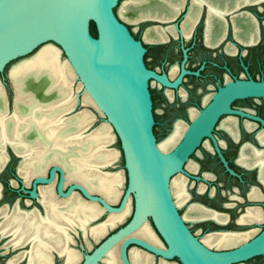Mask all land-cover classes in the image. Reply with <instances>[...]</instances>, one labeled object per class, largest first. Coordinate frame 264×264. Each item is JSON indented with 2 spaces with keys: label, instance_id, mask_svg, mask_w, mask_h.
Returning <instances> with one entry per match:
<instances>
[{
  "label": "water",
  "instance_id": "water-1",
  "mask_svg": "<svg viewBox=\"0 0 264 264\" xmlns=\"http://www.w3.org/2000/svg\"><path fill=\"white\" fill-rule=\"evenodd\" d=\"M117 1L0 0V72L11 60L34 50L36 53L48 41L56 43L82 89L88 92L118 137L127 172V183L118 205L107 202L101 195L89 192L76 182L70 183L64 191L63 170L57 165L50 168L49 177H35L30 196H37V184L51 183L55 173L59 172L56 191L61 197L66 198L76 192L87 201L97 202L106 213H118L124 209L128 199L133 200L131 218L107 234L88 253L82 254L79 264H101L117 244L121 264H132L129 259L131 246L146 251L159 261L176 258L181 264H239L264 255V224L256 235L236 246L214 249L204 244L189 230L179 214L169 185L173 174L184 172L183 163L203 137H210L214 141L211 130L217 118L223 113L237 112L229 106L232 100L264 96V80H235L219 88L190 122L172 150L163 153L153 134L149 80L156 79L174 87L181 75L169 82L164 75H158L145 66V48L121 19L119 9H114ZM191 1L183 0L171 19L147 17L137 23L167 22L177 18L184 9L186 12L182 16L186 18ZM155 2L163 5L159 0ZM249 4L242 3L230 11ZM90 22L94 24L96 36L90 32ZM12 66L6 75L13 92L11 100L0 79L8 114L13 110L15 95L10 78ZM184 72L182 70L181 74ZM8 149L20 157L18 167L21 163V155L14 151L10 143H6V160L0 165V172L10 158ZM21 189L25 191L23 186ZM18 203L16 200L13 206ZM38 203L41 209L34 208L44 214L43 205L40 201ZM4 206L9 207L7 204ZM149 222L159 234L161 245L152 244L135 234L143 224Z\"/></svg>",
  "mask_w": 264,
  "mask_h": 264
},
{
  "label": "bare ground",
  "instance_id": "bare-ground-1",
  "mask_svg": "<svg viewBox=\"0 0 264 264\" xmlns=\"http://www.w3.org/2000/svg\"><path fill=\"white\" fill-rule=\"evenodd\" d=\"M159 1L163 5L159 6L155 0H127L119 7V15L129 22H138L147 17L171 19L183 3V0ZM209 1L223 4V9L229 7L233 1L236 5L240 1L249 2V0ZM203 2L204 0H193L186 15L185 26L191 24L190 28L193 27L199 5ZM223 11L216 5H209L207 37L208 34L216 33V24L219 22L216 21V17ZM145 36L147 40L162 38L156 29L148 30ZM56 47L52 43H47L32 56L12 66L10 78L15 95L11 114L7 113L5 92L0 84V165L6 160L5 144L10 143L17 154L25 157L23 160L21 155L23 161L21 160L19 170L26 180L57 162L63 170V186L72 182L79 183L89 192L97 193L107 202L115 204L122 193L124 176L122 171L103 170L104 167L114 164L118 158V151L108 148L113 140L111 126L108 123L109 126L101 124L92 129L91 133L86 132L94 122V113L86 108L73 112L78 104V90L82 85L78 82L79 85L74 90L73 80L76 75L69 62L60 59L59 48ZM82 93L81 104L92 106L100 112L88 92L83 90ZM183 130L182 124L176 123L173 132L158 142L159 149L163 153L170 151ZM170 183L174 203L180 207L186 199L185 181L181 177H174ZM41 195L40 202L44 214H40L37 209L36 213L32 210H19L18 205L0 208L2 217L0 235L11 236L8 244L12 248L29 245L28 250L25 249L11 258L9 260L11 263L27 256L26 264H54L53 253H57L64 255V264H77L81 259L80 253L68 246L73 241L70 235V231H75L73 227L80 228L85 234L86 225L91 226L89 234L93 240L98 241L110 228L123 221L132 207L131 199H128L122 211L108 213L106 220L90 225L91 221L104 212V208L97 202L87 201L76 192L66 199L59 200L49 187L41 188ZM11 209L13 210L10 211ZM188 210L194 219L213 218L224 221L222 216L197 206H191ZM189 211L183 216L186 220L193 219ZM260 214L255 210H248L240 221L260 222L263 220ZM255 232L253 230L246 233L207 235L203 237V241L208 246H216L215 248L232 247L246 241ZM135 234L152 244H162L148 223L143 224ZM117 252L118 244L106 254L101 264H121ZM146 254L132 251L129 259L134 264H149ZM160 262L175 264L164 260Z\"/></svg>",
  "mask_w": 264,
  "mask_h": 264
},
{
  "label": "flooded vegetation",
  "instance_id": "flooded-vegetation-1",
  "mask_svg": "<svg viewBox=\"0 0 264 264\" xmlns=\"http://www.w3.org/2000/svg\"><path fill=\"white\" fill-rule=\"evenodd\" d=\"M192 2L193 0L191 4ZM233 2L223 9L224 5L219 2L204 0L203 6L201 7L202 3L199 5L194 18L195 23L191 28V24L185 26L187 18L182 16V18L167 22L154 21L157 23L141 29L138 34L130 29L132 35L140 40L145 48L143 61L148 69L158 75H164L169 82L175 81L181 75L180 81L174 87L166 86L156 79L149 80L154 124L158 123L156 117L160 115L170 120L164 139L173 132L176 123L182 124L184 130L175 142L176 144L190 122L226 83L235 80H264V0L240 1L237 5ZM242 3L250 4L230 11L231 8ZM209 5L218 6L219 9L224 10V13L216 17V21H219L216 24V33L208 34L207 37L206 31L209 32V29L206 15L209 12ZM185 12L186 9L180 15ZM155 29L161 33L162 38L147 40L146 32ZM182 70L185 72L181 74ZM157 101L160 104L159 108ZM229 106L237 112L223 113L217 118L211 130L215 142L210 137H203L183 163L184 172H177L170 178L172 181L174 177H181L185 181L186 199L182 206H177L182 217L189 211V207L197 206L224 218L222 222L213 218L194 219L191 211L189 214L192 220L183 218L189 230L203 243V237L207 235L256 231L249 237L251 238L261 231L264 224V96L237 98L232 100ZM9 107L11 108L12 105L10 104ZM156 141L159 142L157 138ZM8 151L10 158L5 167H7L10 178L0 180V185L7 187L13 195L19 198V202L26 200L27 204L28 201H35L41 209L38 201L42 196L41 188L43 187L51 188L57 199H66L58 195L56 191L59 172L55 173L51 183L36 185V197H31L29 194L35 177H49L50 168L53 165L59 166V163L50 164L42 172L26 180L19 170L21 163L19 167L17 163L16 168L11 165L12 157L19 158V160L20 157L10 149ZM24 158L23 156V160ZM22 186L25 191L21 189ZM68 186L69 184L64 186V191ZM226 186H230V189L225 190ZM196 187H198L197 190ZM195 194H198L200 200L194 199ZM18 206L20 207L19 203ZM253 209L261 213L262 221H240L248 210L254 211ZM19 210L35 212V208L20 207ZM235 213L236 216H234ZM193 223L200 225L198 231L204 232L205 236L201 238L199 233L191 227ZM231 224L239 228L230 229ZM87 226L85 233L91 237L89 234L91 226ZM73 228L75 231H70L72 237L73 233L82 231L76 226ZM153 229L156 232L154 227ZM156 235L160 237L157 232ZM74 242L73 237V241L68 246L70 249L77 250L82 258L80 250L72 246ZM87 243L89 244L88 240ZM209 247L226 249L210 245ZM132 251L146 254L138 247L131 246L130 259ZM61 256L64 258V255ZM148 260L149 264L162 262L158 258H152L151 255H148ZM164 262L174 263L171 259L164 260ZM178 263L181 264L179 261Z\"/></svg>",
  "mask_w": 264,
  "mask_h": 264
},
{
  "label": "rangeland",
  "instance_id": "rangeland-1",
  "mask_svg": "<svg viewBox=\"0 0 264 264\" xmlns=\"http://www.w3.org/2000/svg\"><path fill=\"white\" fill-rule=\"evenodd\" d=\"M126 1L127 0H118L117 4H116V7L114 9L115 10L119 9V7H121V5L123 3H125ZM181 12L183 13V10ZM120 17L126 23V25L129 28V30L130 29L133 30V32L135 34H138L141 31V29H144L147 26H150L152 24H156L157 23V22H154V21H145V22H139V23H137V22H129V21L125 20L122 16H120ZM177 18H182V15H179ZM47 43H52V45H55V47L57 46L59 48V52H60V56H59L60 59L61 60H65L66 59L64 54H63V52L61 51L60 47L56 43H54L53 41H48ZM34 52H35V50L30 52V53H27V54H25L23 56H20V57H17L15 59L11 60L5 66L4 70L2 72H0V79L5 84L6 93H7V96H8L9 100H11V98L13 96V92H12V88H11L10 83L8 82V79H7V76H6L7 72H8V69L10 68V66H12L13 64L19 62L20 60L32 56L34 54ZM255 74H257V70H255ZM73 81H74L73 82V88H74V90H76V88L79 85V83H78L79 81L77 80V78H75ZM82 91H83V89L80 87L79 90H78V100L79 101H78V104L76 105V107L74 108L73 112H75L76 110L78 111L80 109L86 108V109H89L90 111H92L94 113V116H95L94 122L92 124H90V126L86 129V132H88V131L90 132L92 129L96 128L97 126H99L101 124H107V121L105 120L104 115L102 113H100L99 111H97L96 109H94L92 106H87V105L81 104L80 101L82 99V94H83ZM157 107L158 108L160 107V104L158 103V101H157ZM156 121L158 123H155L153 125V133L155 134V136L159 140V142H161L164 139V136L167 133V130L169 128L170 120H169V118H167V117L163 118L160 115V116L156 117ZM110 129H111V133L113 135V140L110 143L108 148L116 149L118 151V158L114 162V164L109 165L108 167H105L103 170L104 171H109V172L110 171L111 172L122 171L123 172V176H124V180H123V185L121 187V190H123L125 188V186H126V183H127V172H126V169H125V166H124V157H123V153H122V150H121V147H120L119 139L116 136V134H115L114 130L112 129V127H110ZM85 134H87V133H85ZM18 161H19V158L12 157V164L11 165H12L13 168H16V165H17ZM9 178H10L9 172L7 171V167H5L4 170L0 172V180H3V179H5V180L8 179L9 180ZM197 189H198V187H196V190ZM229 189H230V186H226L225 190H229ZM118 199H120V198L119 197L117 198V200L115 201L116 203L113 202V203H115L114 205H118V203H119ZM194 199L195 200H200V197L198 196V194L194 195ZM16 200H19V198L17 196L13 195L10 192V190L7 189V187H5V186L1 187L0 208L2 206L6 205V204L9 206L8 208H11L12 204ZM19 205L23 209H32L35 206L39 207L35 201H32V202L28 201L27 204H26V200L20 201ZM131 205H132L131 211L125 217V219L123 221L119 222L113 228H110L100 240L94 241L93 239H91V237L86 235V233L84 234L82 231H79L77 233L76 232L73 233V237H74L75 242L72 244V246L74 248L80 250L81 254L88 253L107 234L113 232L115 229H117L118 227L123 225L131 217L132 212H133V208H134L133 200L131 201ZM236 215L237 214L235 213L234 216H236ZM108 216H109L108 213H106V212L102 213L101 212L99 217L96 218L95 220H93L90 225H95V224H97L99 222H102V221L106 220L108 218ZM1 218L2 217L0 216V221L2 220ZM148 225L153 229V225H152L151 222H149ZM191 227L194 228L199 233L201 238L203 236H205L204 232L201 233L200 231H198L199 230L198 228L200 227L199 224L193 223V224H191ZM229 227H230V229L239 228V227H236L235 224H231ZM153 231H154V229H153ZM73 237H72V239H73ZM10 238H11L10 235H4V236L0 235V264H26L27 263V259H28L27 256H24L23 258L19 259L15 263L14 262L13 263L9 262V260L11 258H13L15 255L19 254L23 250L25 251V249L28 250V248H29L28 244H24L23 246H20V247H17V248H12L8 244V241L10 240ZM158 239H159V237H158ZM87 240L89 241V244L87 243ZM223 248H227V247H223ZM219 249H221V248H219ZM53 261H54V264H63L64 263V258L60 254L58 255L57 253H53ZM171 261L174 262V263L179 264L178 260L176 258L171 259ZM241 264H264V256H259V257L252 258V259H250L248 261H245L244 263H241Z\"/></svg>",
  "mask_w": 264,
  "mask_h": 264
},
{
  "label": "trees",
  "instance_id": "trees-1",
  "mask_svg": "<svg viewBox=\"0 0 264 264\" xmlns=\"http://www.w3.org/2000/svg\"><path fill=\"white\" fill-rule=\"evenodd\" d=\"M90 32L93 36H96V31H95V27L94 24L92 22H90Z\"/></svg>",
  "mask_w": 264,
  "mask_h": 264
}]
</instances>
